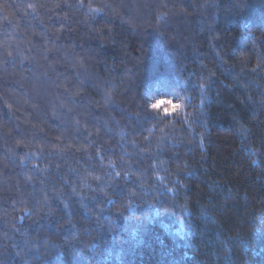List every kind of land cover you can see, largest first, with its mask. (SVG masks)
<instances>
[{
  "label": "trees",
  "instance_id": "16d2710c",
  "mask_svg": "<svg viewBox=\"0 0 264 264\" xmlns=\"http://www.w3.org/2000/svg\"><path fill=\"white\" fill-rule=\"evenodd\" d=\"M80 2L0 0V264H264V0ZM9 40L32 59L5 64ZM72 56L94 76L74 111L34 113L26 90L78 84ZM96 78L119 106L90 103ZM174 88L196 107L158 142L136 101Z\"/></svg>",
  "mask_w": 264,
  "mask_h": 264
},
{
  "label": "clouds",
  "instance_id": "9594fccd",
  "mask_svg": "<svg viewBox=\"0 0 264 264\" xmlns=\"http://www.w3.org/2000/svg\"><path fill=\"white\" fill-rule=\"evenodd\" d=\"M59 7V5H54ZM75 7H85L80 0L75 5ZM121 5L113 2H100L94 8L91 4L87 5L89 10L88 14L91 16L105 14L106 12L112 14L115 13L119 16V9ZM123 20V17H121ZM165 19V14H160L156 16V22L160 23ZM127 22V21H124ZM31 45V42L23 44L21 48V42L15 40H9L4 42V49L6 52V58L4 63L7 64V59H15L19 56V63L21 65L30 61L32 57L30 55H25V49ZM15 49V52L13 51ZM53 49H47V51H52ZM68 67L72 70L73 75L77 78L78 84L73 88H66L63 92L59 91L63 87V84L58 83L56 80H52L49 88L51 91H46L41 95L33 96L30 91L24 92V103L31 106L34 113L46 115L49 119L59 120L60 123H64L62 116L64 113H71L74 111L70 107L68 100L65 99V95L69 99H75L76 97H82L81 91L76 90L77 88L83 89L85 87V82L88 80L93 81L94 76L91 73L86 62L80 58L72 56L71 58L66 57ZM54 70V69H53ZM47 79V73H44ZM94 87L97 89L99 99L96 101H90L93 105H98L101 108L107 109L114 105L119 106L117 99V85L111 80L106 78H96ZM5 104H8V100L5 98ZM137 106L141 109V113L148 120L147 130L151 134L153 130L160 129V136L158 137V142L166 139L164 135V130L172 128L177 124L187 123L192 116V110L196 107L193 106L189 94L181 91L180 89H172L166 95H157L143 92L140 98L136 101ZM15 109L9 107V111L12 112ZM73 126L75 130L79 132L84 126L85 122L73 117ZM159 146V144H158ZM41 145L37 144L33 148H29V151L24 153L23 157H20L21 163L29 155L33 158L37 157L39 151H42ZM62 151V150H61ZM14 152V150H13ZM60 152H57L59 155ZM130 176V174H129ZM97 181L101 180L102 177L99 175L91 177ZM84 186H87L85 182Z\"/></svg>",
  "mask_w": 264,
  "mask_h": 264
}]
</instances>
